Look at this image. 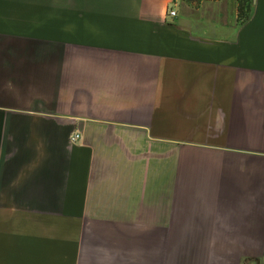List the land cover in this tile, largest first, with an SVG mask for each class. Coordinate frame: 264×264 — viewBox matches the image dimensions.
<instances>
[{
  "label": "crops",
  "instance_id": "obj_1",
  "mask_svg": "<svg viewBox=\"0 0 264 264\" xmlns=\"http://www.w3.org/2000/svg\"><path fill=\"white\" fill-rule=\"evenodd\" d=\"M237 6L0 0V264H264V0Z\"/></svg>",
  "mask_w": 264,
  "mask_h": 264
},
{
  "label": "trees",
  "instance_id": "obj_2",
  "mask_svg": "<svg viewBox=\"0 0 264 264\" xmlns=\"http://www.w3.org/2000/svg\"><path fill=\"white\" fill-rule=\"evenodd\" d=\"M252 1L253 0H237L238 2L237 10L239 17L246 18L248 16L251 9Z\"/></svg>",
  "mask_w": 264,
  "mask_h": 264
},
{
  "label": "built area",
  "instance_id": "obj_3",
  "mask_svg": "<svg viewBox=\"0 0 264 264\" xmlns=\"http://www.w3.org/2000/svg\"><path fill=\"white\" fill-rule=\"evenodd\" d=\"M170 14H171V15H174V14H175V11H171ZM76 136H77V135H76Z\"/></svg>",
  "mask_w": 264,
  "mask_h": 264
}]
</instances>
